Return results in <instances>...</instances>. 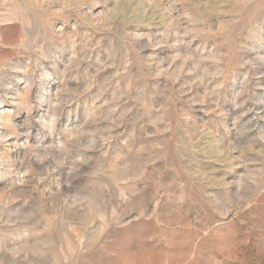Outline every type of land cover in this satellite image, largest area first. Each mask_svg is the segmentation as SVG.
I'll use <instances>...</instances> for the list:
<instances>
[{
  "label": "clouds",
  "instance_id": "clouds-1",
  "mask_svg": "<svg viewBox=\"0 0 264 264\" xmlns=\"http://www.w3.org/2000/svg\"><path fill=\"white\" fill-rule=\"evenodd\" d=\"M0 17L20 24L0 106L26 114L0 113V264L139 259L128 218L153 202L166 235L188 222L195 264H264V0H0Z\"/></svg>",
  "mask_w": 264,
  "mask_h": 264
},
{
  "label": "rangeland",
  "instance_id": "rangeland-1",
  "mask_svg": "<svg viewBox=\"0 0 264 264\" xmlns=\"http://www.w3.org/2000/svg\"><path fill=\"white\" fill-rule=\"evenodd\" d=\"M167 2L168 0H165V3ZM83 30L84 29H81V31ZM19 39L20 24L18 20L12 17H8L7 19L0 17V45L10 44ZM77 39H79V37H77ZM215 42L216 41L210 40L208 42L209 47ZM224 50L226 51L227 49L225 48ZM12 51L11 48H2V50H0V55H9ZM240 78L242 79V76ZM255 82V79H253L252 84L254 85ZM248 106H252L251 103H249ZM0 113H11V115H8L6 118L13 123L21 122L23 116L26 115L25 113H22L16 105L7 102L3 106H0ZM15 139L16 138L13 137L9 143H12ZM156 208V202L149 205L150 211L146 214L147 217H149L148 219H145L144 217L139 219L135 217L128 218V221L130 222L129 227L134 233L141 234L145 243L131 249L133 253H138L139 259L128 260L126 261V264H173V261L168 259L169 257H175L174 264H195L198 244L188 234V222L184 221L182 225H177L174 235H166L163 229L164 222L161 221L159 217L151 219V209ZM240 222L243 223V217H241ZM98 227L100 232L103 233L105 231L103 223H100ZM158 236L164 237L166 243L160 248L153 249L150 242L154 241ZM239 243L241 246L248 245L249 256L254 254L255 249L251 247V242L243 234L239 236ZM128 246H131L130 243Z\"/></svg>",
  "mask_w": 264,
  "mask_h": 264
}]
</instances>
